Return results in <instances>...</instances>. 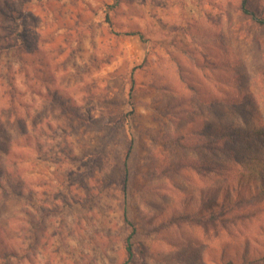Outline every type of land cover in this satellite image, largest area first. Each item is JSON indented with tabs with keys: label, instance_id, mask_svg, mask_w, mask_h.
I'll use <instances>...</instances> for the list:
<instances>
[{
	"label": "rangeland",
	"instance_id": "374dc122",
	"mask_svg": "<svg viewBox=\"0 0 264 264\" xmlns=\"http://www.w3.org/2000/svg\"><path fill=\"white\" fill-rule=\"evenodd\" d=\"M241 1L0 0V264H123L124 209L129 264H264V25Z\"/></svg>",
	"mask_w": 264,
	"mask_h": 264
},
{
	"label": "trees",
	"instance_id": "16d2710c",
	"mask_svg": "<svg viewBox=\"0 0 264 264\" xmlns=\"http://www.w3.org/2000/svg\"><path fill=\"white\" fill-rule=\"evenodd\" d=\"M240 10L242 12L243 15H245L246 17H248L249 19H251L252 21L258 23V24H263L264 25V20L258 18L256 16V14L254 12H252L248 6V0H242L241 1V5H240ZM230 132L231 134L233 133V130L229 131L228 133H226L225 135L221 136V137H218L217 139H214V143H219L221 142L222 140L224 139H227V140H230L232 138V135H230ZM238 132V131H237ZM238 134V133H237ZM260 138H263V135L261 134H258V139ZM131 151V146L129 147L128 151H127V155L125 157V163H124V167H125V172H124V186H123V195H124V198L126 200V196H127V183H128V171H127V158H128V155ZM240 185V187H243L245 186L247 183H243L242 181V178L238 179L237 181ZM250 187L253 188V191L251 188L249 189L250 193H257V195L259 197L263 196L264 197V171L263 172H259L258 173V176L256 179H252L250 180V184H249ZM208 196H210L208 194ZM206 200H209L206 199ZM123 216H124V220L130 225L131 227V231L129 233V235L127 236L126 240H125V245H124V250H125V255H126V258L124 260V263L123 264H129L133 261V258H134V250H133V237L135 235V227L132 223L129 222V220L127 219V210L124 209L123 211ZM217 218H215L214 216H211L209 218L210 222H213L215 221ZM192 219H190L189 217L186 218L185 221H191Z\"/></svg>",
	"mask_w": 264,
	"mask_h": 264
}]
</instances>
